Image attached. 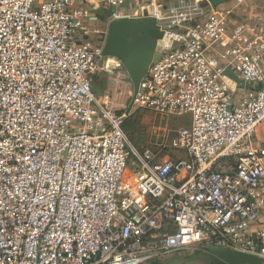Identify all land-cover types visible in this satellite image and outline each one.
Here are the masks:
<instances>
[{"label":"built area","instance_id":"obj_1","mask_svg":"<svg viewBox=\"0 0 264 264\" xmlns=\"http://www.w3.org/2000/svg\"><path fill=\"white\" fill-rule=\"evenodd\" d=\"M97 1L105 25L145 14ZM242 3L150 13L162 37L132 110L187 115L176 158L134 147L126 107L94 94L95 8L0 0V264H144L197 245L264 264V15Z\"/></svg>","mask_w":264,"mask_h":264},{"label":"rangeland","instance_id":"obj_2","mask_svg":"<svg viewBox=\"0 0 264 264\" xmlns=\"http://www.w3.org/2000/svg\"><path fill=\"white\" fill-rule=\"evenodd\" d=\"M132 2V1H131ZM134 2V1H133ZM167 2V1H166ZM165 1L155 0H138L135 1L136 7H132V10H136L134 14H146L150 15L155 9L154 4H169ZM173 2V1H172ZM232 1H225L224 6H231ZM149 6V7H145ZM150 10V11H149ZM151 10H153L151 12ZM245 15L246 14H241ZM104 32H102L100 41L105 40L107 25L105 22H101ZM101 26V24H100ZM104 60L105 67L108 69L97 70L93 75L92 90L98 97L108 98L115 104V109L121 110L127 108L130 101V92L132 91V84L124 68L119 66L116 69L113 67L118 66V62L115 58L110 56H104L100 59ZM119 76L118 83H114V77ZM105 84V88L102 87ZM131 112L128 114L131 115ZM125 123V125H124ZM123 125L125 126L126 135L129 142L137 149L150 148L153 152L159 155L169 153L174 157H183L180 152L173 150L169 144L177 129L187 123V115L182 116H166L156 115L147 110L136 109L132 113L131 117L124 119ZM127 167L134 169L135 159L131 156L127 161ZM207 247L203 246H188L182 250L167 253L159 256L157 259L144 264H211L212 255Z\"/></svg>","mask_w":264,"mask_h":264},{"label":"water","instance_id":"obj_3","mask_svg":"<svg viewBox=\"0 0 264 264\" xmlns=\"http://www.w3.org/2000/svg\"><path fill=\"white\" fill-rule=\"evenodd\" d=\"M206 1L215 7L227 0ZM161 37L162 33L157 28L154 15L124 16L108 22L101 54L117 59L131 81L130 101L125 110L127 115L132 110L139 81L146 73L154 56L156 42ZM224 74L234 80L237 78L229 69H225ZM206 249L212 255L211 264H261L263 262V258L226 247L209 245Z\"/></svg>","mask_w":264,"mask_h":264},{"label":"crops","instance_id":"obj_4","mask_svg":"<svg viewBox=\"0 0 264 264\" xmlns=\"http://www.w3.org/2000/svg\"><path fill=\"white\" fill-rule=\"evenodd\" d=\"M76 1L79 4L87 5V6H90L92 8H95V12L97 13L101 22L102 21L105 22L108 19L109 11H108V9L104 8L103 5L99 1H97V0H76ZM127 1H128V5H127L128 8H130L132 10L133 6L136 7L135 6L136 3H134V2L138 1V0H127ZM155 1H165V2L167 1L166 3H172V1L174 2V1H178V0H155ZM198 1H201V3L204 6H208L207 5L208 3L206 0H198ZM228 1H237V0H228ZM238 1L243 2L239 6V9H238L239 14L249 15L251 13H258V14L264 15V0H238ZM223 6H224V4H223ZM145 7H149V6H145ZM152 11L153 10H151V12Z\"/></svg>","mask_w":264,"mask_h":264},{"label":"trees","instance_id":"obj_5","mask_svg":"<svg viewBox=\"0 0 264 264\" xmlns=\"http://www.w3.org/2000/svg\"><path fill=\"white\" fill-rule=\"evenodd\" d=\"M102 87L105 88V84H104ZM134 111H136V110H133L132 113H134ZM132 113H131V115H132ZM131 115L127 116V117L125 118V120H127V118L131 117ZM124 125H125V123H124ZM124 125H123V129H124V131H125V133H126V130H127V129L125 130V126H124Z\"/></svg>","mask_w":264,"mask_h":264},{"label":"flooded vegetation","instance_id":"obj_6","mask_svg":"<svg viewBox=\"0 0 264 264\" xmlns=\"http://www.w3.org/2000/svg\"><path fill=\"white\" fill-rule=\"evenodd\" d=\"M178 1H198V0H178Z\"/></svg>","mask_w":264,"mask_h":264},{"label":"bare ground","instance_id":"obj_7","mask_svg":"<svg viewBox=\"0 0 264 264\" xmlns=\"http://www.w3.org/2000/svg\"><path fill=\"white\" fill-rule=\"evenodd\" d=\"M125 174L127 175L128 174V171H125Z\"/></svg>","mask_w":264,"mask_h":264}]
</instances>
